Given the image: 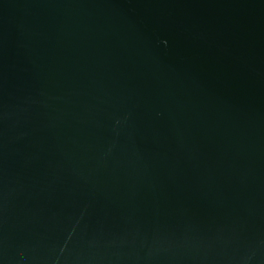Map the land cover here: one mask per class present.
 <instances>
[{
	"label": "water",
	"instance_id": "1",
	"mask_svg": "<svg viewBox=\"0 0 264 264\" xmlns=\"http://www.w3.org/2000/svg\"><path fill=\"white\" fill-rule=\"evenodd\" d=\"M0 264H264V0H0Z\"/></svg>",
	"mask_w": 264,
	"mask_h": 264
}]
</instances>
